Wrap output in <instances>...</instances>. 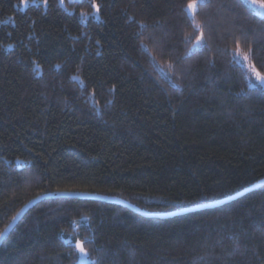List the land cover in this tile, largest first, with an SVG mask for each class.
Listing matches in <instances>:
<instances>
[{
	"label": "trees",
	"instance_id": "obj_1",
	"mask_svg": "<svg viewBox=\"0 0 264 264\" xmlns=\"http://www.w3.org/2000/svg\"><path fill=\"white\" fill-rule=\"evenodd\" d=\"M192 2L0 0V235L51 193L167 214L264 179V91L235 62L264 75V16L244 0H195L192 15ZM197 25L207 47L186 57ZM0 264H264V187L166 219L44 199Z\"/></svg>",
	"mask_w": 264,
	"mask_h": 264
},
{
	"label": "water",
	"instance_id": "obj_2",
	"mask_svg": "<svg viewBox=\"0 0 264 264\" xmlns=\"http://www.w3.org/2000/svg\"><path fill=\"white\" fill-rule=\"evenodd\" d=\"M264 187V179L261 180L260 182L248 187L247 189L231 196L226 199L206 204V205H200V206H194L191 208H186L180 211L172 212V213H148L145 212L136 206L132 205L131 203L115 198V197H108V196H101V195H94V194H87V193H80V192H56V193H51L47 195H43L39 198H36L29 202L27 205H25L22 210L18 213V215L15 217V219L10 223V225L6 228V230L1 234L2 239H0V245L4 242V240L8 237V235L14 230V228L20 223L22 218L30 211L37 203H39L41 200L44 199H49V198H59V197H64V198H69V199H85V200H92V201H100V202H106L110 204H116V205H121L124 206L131 211H134L142 216L149 217V218H161V219H166V218H171L179 215H184L187 213H192V212H198L201 210H206V209H213V208H218L221 206H224L226 204H229L232 201H236L246 194H249L253 191H256L260 188Z\"/></svg>",
	"mask_w": 264,
	"mask_h": 264
},
{
	"label": "snow or ice",
	"instance_id": "obj_3",
	"mask_svg": "<svg viewBox=\"0 0 264 264\" xmlns=\"http://www.w3.org/2000/svg\"><path fill=\"white\" fill-rule=\"evenodd\" d=\"M22 3H24L25 5L28 3V0H22ZM244 3L249 7V8H253L254 4L252 2V0H244ZM264 6V5H262ZM197 8V4L195 2V0H193L192 3H189L187 5V11H189L190 14L194 15L195 11ZM97 11H99V8L97 7ZM197 27V32L198 34L195 37H189L186 39V43H191L192 40H195V43H192L191 48L188 50V52L185 54L186 57L190 56V55H194L195 53L193 52V50H202L203 48L207 47V41L205 40L204 37V32L201 29V27L199 25L196 26ZM235 62L237 63H242V61H240L239 59H237ZM257 76H259V74H257ZM169 79H171V77H169ZM259 81L261 84V91H264V77H259ZM252 87H256L255 85H252ZM2 235H0V239H2ZM77 248L79 250V252L81 253H85V248L83 246L82 243L77 242Z\"/></svg>",
	"mask_w": 264,
	"mask_h": 264
},
{
	"label": "rangeland",
	"instance_id": "obj_4",
	"mask_svg": "<svg viewBox=\"0 0 264 264\" xmlns=\"http://www.w3.org/2000/svg\"><path fill=\"white\" fill-rule=\"evenodd\" d=\"M74 1V0H72ZM254 7L253 9L258 12L260 15L264 16V3L258 1V0H252ZM28 3L25 5L24 3L22 4V8L25 9L27 7ZM239 60L242 61L241 64L244 65V67L246 68L250 78H251V85H258L261 86L260 81H259V77H264V75L260 74L253 66L252 64L249 62L248 59L244 58V57H239ZM257 74H259V76H257Z\"/></svg>",
	"mask_w": 264,
	"mask_h": 264
},
{
	"label": "built area",
	"instance_id": "obj_5",
	"mask_svg": "<svg viewBox=\"0 0 264 264\" xmlns=\"http://www.w3.org/2000/svg\"><path fill=\"white\" fill-rule=\"evenodd\" d=\"M83 262H84V263H88L87 258H83Z\"/></svg>",
	"mask_w": 264,
	"mask_h": 264
}]
</instances>
